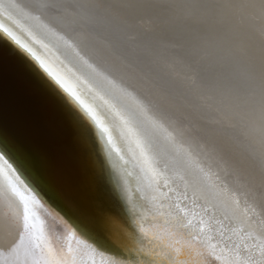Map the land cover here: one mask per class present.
<instances>
[{"label":"snow or ice","instance_id":"1","mask_svg":"<svg viewBox=\"0 0 264 264\" xmlns=\"http://www.w3.org/2000/svg\"><path fill=\"white\" fill-rule=\"evenodd\" d=\"M44 6L70 10L82 29L101 36L104 46L147 85L168 113L171 131L151 121L165 133L164 140L177 146V138L187 136L210 162L207 171L197 165L199 172L212 175L215 163L227 179L214 174L216 183L208 191L199 189L200 197L193 185L191 209L186 207L187 187L182 198L173 199L171 190L165 193L149 179L145 188L151 195L145 199L151 208L138 209L126 190L119 185L114 190L106 188L92 167L73 154L56 164L40 157L41 167L52 171L49 177L42 176L32 158L21 152L0 150V160L13 171L12 162L31 171L47 183L76 221L122 244L127 258L114 256L110 264H254L250 257L240 258L241 245L232 239L245 228L221 227L216 235L210 234L218 211L230 223L247 218L248 227L258 226L255 246L264 256V0H83L72 4L45 0ZM0 31L36 60L101 129L103 137L107 129L79 96L7 28L0 25ZM178 147L183 149L182 144ZM112 151L119 155L114 146ZM186 152L191 156L190 150ZM216 188L226 193L222 205L216 202ZM18 195L23 202L21 229L13 235L7 222L0 229V264H86L83 256L91 245L77 229L63 217H53L51 223L43 218L44 206L35 194ZM197 207L202 212L199 219ZM228 231L232 235L226 237ZM29 232L32 243L25 247ZM217 236L220 241L214 243ZM220 242L225 247L231 243L229 251L234 250L236 258L225 256ZM243 247L251 251L246 241Z\"/></svg>","mask_w":264,"mask_h":264},{"label":"bare ground","instance_id":"2","mask_svg":"<svg viewBox=\"0 0 264 264\" xmlns=\"http://www.w3.org/2000/svg\"><path fill=\"white\" fill-rule=\"evenodd\" d=\"M60 2L72 4L83 0ZM44 3L45 0H0V16L3 18L0 19V25L7 28L21 44L30 48L45 66L92 110L102 128L107 129L102 137L101 129L93 123L98 130L103 150L105 148L112 181L115 186L119 185L121 189L126 190L138 209L145 206L151 208V203L145 199L151 195L145 188L149 179L158 184L161 191L169 193L171 190L173 199L182 198L187 187L186 207L189 209L192 208L193 185L197 186L196 196L200 197L199 189L208 191L216 183L214 174L219 173L221 180L227 179L215 163L211 166L212 175L204 176L199 172L197 165L203 166L207 171L210 162L187 136L178 137L177 146L164 140L165 133L156 130L151 121H158L171 131L168 127V113L159 106L147 85L126 70L112 49L104 46L101 36L82 29L70 10L69 12L52 10L45 7ZM12 4L20 7H10ZM109 137L111 145L108 144ZM181 144L183 149L178 147ZM113 146L119 149V155L112 151ZM186 150L191 151V156L187 155ZM109 152L111 157L108 155ZM12 163L15 171L0 160V229L7 222L12 225L15 235L16 231L21 229L23 219V202L18 193L26 196L35 194L44 206L41 210L43 218L51 223L53 217H63L77 229L79 236L91 245L83 256L86 264H93V261L95 264H110V258L114 256L127 258L121 252H109L89 240L81 228L45 198L15 162ZM215 192L219 196L217 204L222 205L226 193H221L219 188H216ZM200 203H204L202 198ZM195 211L198 213L196 219H199V215H202L200 208L197 207ZM207 221L208 217H205V222ZM217 221H222V225L217 224ZM29 223H32L31 219ZM248 223L247 218L230 223L224 220L222 213L218 211L216 219L212 221L213 232L210 234L216 235L221 227L245 228L246 231L239 237L232 236L233 241L241 245L240 258L250 257L254 264H261L264 256L255 246L259 243V228L258 226L250 228ZM56 231H62L58 222ZM249 234L252 238H248ZM228 235H232L231 231L226 232V237ZM218 241L219 236L213 242ZM245 241L251 251L244 249ZM31 243L32 232H29L25 234L24 246L28 247ZM230 248L231 243L225 247L224 243L220 242V249L224 250V255L236 258L235 251H229Z\"/></svg>","mask_w":264,"mask_h":264},{"label":"water","instance_id":"3","mask_svg":"<svg viewBox=\"0 0 264 264\" xmlns=\"http://www.w3.org/2000/svg\"><path fill=\"white\" fill-rule=\"evenodd\" d=\"M0 147L31 157L33 166L44 177L51 176L52 171L41 167L40 157L56 164L73 154L92 167L106 188L115 189L105 148L93 122L36 60L3 31H0ZM17 166L89 240L109 252L128 255L113 238L76 221L44 180Z\"/></svg>","mask_w":264,"mask_h":264}]
</instances>
